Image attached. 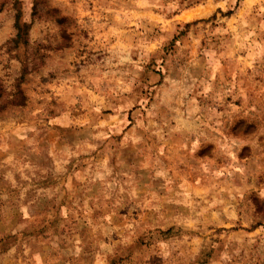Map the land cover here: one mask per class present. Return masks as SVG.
<instances>
[{
    "label": "rangeland",
    "instance_id": "rangeland-1",
    "mask_svg": "<svg viewBox=\"0 0 264 264\" xmlns=\"http://www.w3.org/2000/svg\"><path fill=\"white\" fill-rule=\"evenodd\" d=\"M0 264H264V0H0Z\"/></svg>",
    "mask_w": 264,
    "mask_h": 264
}]
</instances>
